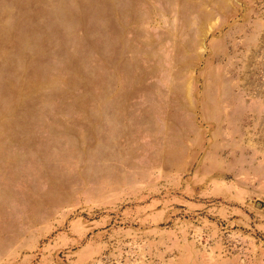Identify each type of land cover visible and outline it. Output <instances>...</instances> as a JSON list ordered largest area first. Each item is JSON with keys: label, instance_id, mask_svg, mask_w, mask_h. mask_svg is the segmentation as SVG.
<instances>
[{"label": "rangeland", "instance_id": "rangeland-1", "mask_svg": "<svg viewBox=\"0 0 264 264\" xmlns=\"http://www.w3.org/2000/svg\"><path fill=\"white\" fill-rule=\"evenodd\" d=\"M0 264H264V0H0Z\"/></svg>", "mask_w": 264, "mask_h": 264}]
</instances>
